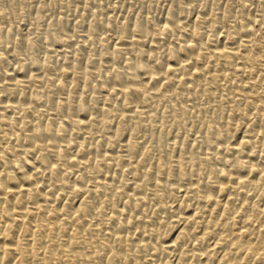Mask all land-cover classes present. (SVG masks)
Segmentation results:
<instances>
[{
    "label": "bare ground",
    "instance_id": "bare-ground-1",
    "mask_svg": "<svg viewBox=\"0 0 264 264\" xmlns=\"http://www.w3.org/2000/svg\"><path fill=\"white\" fill-rule=\"evenodd\" d=\"M174 12L166 13L160 24L138 20L129 29L124 25L112 47L98 38L97 29L88 30L82 48L90 45L96 54L88 60H66L70 70L61 75L71 79L77 74L113 73L111 78L97 80L95 86L90 83L92 90L106 93L102 98L86 104V97L75 92L73 108L69 101L65 103V121L59 119L61 123L53 126L45 122L32 133H27L30 129L19 132L14 117L5 122L3 133L8 141L0 144V264H117L114 258L122 253L136 254L133 264L172 263L169 257L164 261L162 256L149 260L138 255L147 251L166 256L178 253L179 262L182 259L190 264H264V196L248 200L251 192L264 189V17L225 13L210 24L200 14L187 17ZM228 23L237 26L231 31L232 41L219 30ZM142 37H149V44L140 49L137 46ZM125 39L129 41L124 43ZM35 47L32 41L23 49L18 40L5 47L12 55L7 60L4 55L6 61L0 64V77L7 79H0V90L23 93L39 75L50 74L42 64L36 74L25 59L18 66L20 73H16V65L21 63L19 55L24 51L30 58ZM162 47L166 54L159 51ZM233 73L241 74L245 81L221 86L217 91L238 99L230 109L233 116L240 112L242 100L248 108L260 112L259 120H249L252 131L246 137L249 145L260 150L244 151L241 144L228 141L231 131L244 123L229 118L224 121L223 110L215 117L224 121L219 128L213 127L212 116L204 118V142L198 140L197 116L189 124L155 123V130H170L176 138H182L186 150L181 146L182 151H177V142L165 143L160 138L147 147L138 139L135 128L126 140L119 139L126 122L152 119L149 108L154 102L159 105L165 100H182L187 92L215 99L218 93L210 91L209 85H217ZM195 78L206 81L194 86ZM173 85H182L181 91L174 90ZM257 86H261V92L255 91ZM12 98L0 95V119L10 110L21 109ZM100 101L102 107L98 109ZM197 103L169 112L164 108L160 115L183 118L194 112ZM97 111L104 120L95 128ZM110 117H117L118 125L112 136L102 140L104 134L108 135ZM67 128L76 129L77 135L67 134ZM21 135L29 140L28 145L10 143ZM220 138L222 141H218ZM122 167L125 173L120 174ZM181 170L189 173V183L183 177L177 180L176 172ZM64 186H70V190ZM233 190L237 193L231 194ZM167 192L173 196L171 201L163 200ZM155 198L162 210L159 218L144 207ZM193 198L195 205H183ZM117 203L124 207L106 212L108 206ZM170 227L177 229V235L164 243L162 230Z\"/></svg>",
    "mask_w": 264,
    "mask_h": 264
},
{
    "label": "rangeland",
    "instance_id": "rangeland-1",
    "mask_svg": "<svg viewBox=\"0 0 264 264\" xmlns=\"http://www.w3.org/2000/svg\"><path fill=\"white\" fill-rule=\"evenodd\" d=\"M178 6L180 9L182 8L181 9L182 12L181 10H179ZM172 9L175 11L174 13H176L177 15H181V16L193 17V16L200 14L204 16L205 18H207L210 24H213L212 20L214 18L222 14H225V13H231V14L236 13L237 14V12L238 13L241 12L244 14H252L253 16L264 17V0H0V32H1L0 39H2L1 40L2 44H0V54L2 55V56L0 55V64L4 63L7 60V58H10V56L12 55V52L10 50H5V47H8L11 44H14V42L18 40V45L20 47H22L23 49L29 48V43L33 41V44H35L36 46L33 55L30 58L29 57L27 58V55L24 51L21 53V55H19V58L21 59L20 60L21 63L20 62L17 63L16 73H20V67L22 66L23 59L26 60L30 69H32L35 72L38 68H41L42 65L47 68V71L50 70L49 71L50 74L46 72L47 74L45 75L43 73L39 75L37 77L36 82H34L33 85L31 86L26 85L27 87L24 88V90H22L24 91L23 92L24 94L23 93H15V94L13 93L12 94V92L7 88L0 90V95H7L9 99L10 97L11 98L13 97L12 98L13 101L20 103V107H21V109H15V110H10L6 112V114H4L3 117L0 119V122H1L0 144L2 145L8 141L7 136L5 137L3 133V129L5 128V122L7 120L12 119L13 117L16 118V121H17L16 127L19 132H24L23 129H30L29 132L27 133H30V132L32 133L33 130L34 131L38 130L37 126H41L45 122H48L50 123V125L53 126L57 121L58 122L65 121L67 119V111H66L65 103L69 101L73 108L74 103L72 102V100H73L74 95L77 94L75 92H78V94L80 93L82 96H84L83 97L84 99L86 97V100H84L86 104H88V102L90 103V101L95 98H102L104 95H106V93L103 90H100V89L92 90L90 86L92 85L95 86L97 84V80L99 81L102 79L113 77V73L111 72H102V73L98 72V74L95 73L96 75L89 74L88 76H81L77 74V75L72 76L71 79L70 78L65 79L63 75H61L64 71L70 70L69 65H67V61L69 59L78 60V59L84 58L85 60H88V59H91L96 54V52H93V50L95 51V48L94 47L92 48L90 45L86 46V48H82L83 43H85L88 39V30L90 28L97 29L96 32H97V35L99 36L98 38L100 37L104 38L106 44L109 47H112L119 41L117 37V33L121 29L124 28V25L126 29H129V26H131L134 22H138V20H139V23L144 22L143 24H146V22L147 23L154 22V23L160 24L164 22L167 16L166 13L172 12L173 11ZM107 26H109V29H110L108 31L106 30ZM235 28L237 29V26H235V24L228 23L220 27L219 30L226 34L227 41H232L231 31ZM54 31H56L57 34ZM5 33H6L5 37L2 38V35ZM126 40L127 39L124 40V43H127V41H129V40L127 41ZM148 41H149V37H142L141 39L138 40L137 48L143 49L147 47L149 44ZM7 44L8 46H6ZM159 51L161 53L164 52V54H166V51L163 47ZM134 54L136 53L134 52L132 55ZM4 55L6 56V60H4L5 59ZM128 57H131V55H128ZM34 63H37V64H34ZM18 66H20L19 69H18ZM63 66H66V67H63ZM92 66L91 64H89V67L91 68V70H92ZM62 68H65V69H62ZM36 74L38 73L36 72ZM224 74H227V72H224ZM47 75L49 77H47ZM241 76H242L241 74H235V73H233L232 75L230 74L228 76L226 75L218 81L217 85L216 84L209 85V89L211 88L210 91L212 90L214 91V89L215 91H217L219 90V87L221 86H225V85H228L234 82H236L234 84H237L240 82V80L245 81L242 78H240ZM42 78H46V80H42ZM0 79L3 81H7L6 77H0ZM205 81L206 80H204V78H195L193 80L194 84L192 83V85L196 86L197 84H201V83L204 84ZM87 84H89V86ZM58 85H59V88H58ZM181 87L182 85L172 86L174 90H180L182 89ZM210 91H207V92H210ZM255 91L261 92L262 91L261 86L259 87L257 86L255 88ZM35 92L37 93V95H34ZM217 93H216L217 97L215 99H210L208 97V94H205V95L199 94L200 95V98H199V95H196L192 92L188 94L187 92L184 95L182 100L180 99L178 100L173 99L170 101L165 100V102L162 101L160 102V104L158 103L160 106L156 104L157 102L156 103L154 102L153 106L149 108V110L152 112V116H153L152 119L146 120L145 123H141L140 119H136L130 124L126 122L125 126L126 127L128 126L127 130L129 131L125 132L127 130H126V127H124L123 125L124 130L122 134L120 135L119 139L126 140L128 135H130L133 129L135 128L136 133H138L137 136H139L138 139L142 142H145V146L147 147L148 146L150 147L154 145L155 143H157L158 139L160 138L159 140L161 141L163 140L165 143L166 142L167 143L177 142V145H178L177 151H182L183 147H184L183 149L186 150L187 145H185L186 142H183L182 144V138H176L175 133H173L170 130H166V131L165 130L159 131L157 129L155 130L154 127L155 126L156 128L158 127L157 125H155V123L160 124V125L164 124V122H165L164 125H167L169 122H170L169 124H175V123L189 124L192 117L197 116L198 118L197 117L196 118L198 119V121L201 122V123L197 122L196 131H197L198 140L199 141L201 140L204 142L207 136L203 134L205 132L204 131L205 126L202 124L204 123V118H206L207 115H209L208 117L212 116V119H214L213 127L215 128L216 127L219 128V126L221 125V122H224L229 119L234 122L238 121L239 124H241V122L244 123V125L243 126L241 125L240 128L238 127L234 129L235 131L232 130L231 131L232 133L230 132L231 134H229L230 136L228 138V141L241 144L242 149L243 150L246 149L244 151L257 150V148L258 150H260L259 146H256L257 147L256 148L252 145H249L247 142V138H246L248 136L247 134L252 131L251 129L252 127L250 126L249 120L253 117H256V119L259 120L260 112L255 109L252 110L251 108H248V106L242 100L240 104V112L238 113V115L233 116L232 113L230 112L231 111L230 109L233 108V106L237 103L238 99L234 95H229L226 97L225 95L221 96L220 91H217ZM30 94H33V95L31 96ZM111 97L117 100L121 99L120 98L121 96H117V98L116 96H111ZM63 99H64V103L62 104ZM195 99H197L196 100L197 102L199 100L200 101L197 103ZM50 102L52 103L49 105L50 106L49 107L46 104H49ZM192 102L197 103V105L199 106L196 107L195 110H193L194 111L193 113L192 111H190V114L189 113L187 114L188 117L186 115L183 118L181 117V118L173 119V118L163 117L162 115H160L164 108L167 111L169 109H170L169 111H171L172 110L171 108L182 107ZM98 105H99L98 109H100L102 107V102L100 101ZM59 107H62V108H59ZM241 108L243 109V112ZM220 110H223V112L225 111L222 115V119L224 121H222V119L215 118L216 114ZM255 111L258 113V115L257 113H255ZM99 114L100 113L98 112V117H97L98 120L94 122L95 128L101 127L100 125H103V120H104V118H102L103 115L101 114L99 115ZM78 118H80L81 120H84V117L82 116L80 117L78 116ZM110 118L112 119L113 117H110ZM200 118H202L203 120ZM117 119H118L117 117H114V119L112 120H108L107 118V121L109 124V128L107 131L108 135L104 134V136L106 137L104 138V136H102V140L103 139L105 140L108 137L113 135L112 134L113 129L114 127H116V125H118L119 120ZM172 119H173V122H172ZM215 120H216V124H215ZM152 127L153 129L151 130ZM52 129L56 130V127H53ZM75 131L77 132L76 129H74L73 131L72 129H68V128L65 129V132L69 135H71L73 132L75 133V135H77ZM242 138L243 139L246 138V139L242 141L243 140ZM218 141H222V138H220ZM10 143L13 145L26 146L30 142L27 138L21 135V137L18 139H12ZM153 161H155V158ZM125 169L126 168L122 167L121 169L118 170V172L120 171V174H123ZM144 171H146V169ZM178 172L179 171L176 172V176H177L176 178L178 181L181 177H183L185 178L186 182L188 183L190 182L191 177L188 175L189 174L188 172H185L184 170H181L179 172L180 174ZM64 189L70 190V186H64ZM233 191H231L230 193L231 194L237 193L236 190H235L236 192L235 191L233 192ZM250 194L252 195L250 196ZM250 194L248 196L249 197L248 200L255 201L257 200L258 196L260 195L264 196V189L256 190L254 192H251ZM163 198H164L163 200L165 201H171L173 196L171 197V195L167 192L166 194H164ZM99 199L100 201L102 200V198H99ZM182 203L183 205H185L184 203H186V205L192 206L196 204V199L195 198L191 199L190 203L187 201H183ZM123 205H124L123 203H120V204L117 203V204L110 205L107 207L106 212L108 213L114 212V210L124 207ZM126 207L133 209L132 205L130 206L127 205ZM144 207L149 209L150 213L151 212L154 213L153 215L156 218H159L162 215V210L160 209V203L156 198L154 199V203L152 202L150 204H147ZM146 221L148 223L150 222L149 219H147ZM174 229L175 228L170 227V228H166L162 230V236L164 237V243H167V242L169 243L172 241V239L176 237L177 229L175 230ZM157 253L158 252L156 251H147V252H144L143 254H138V255L139 256L143 255L146 259L149 258V260H153V259L156 260L158 259V257L162 256L161 258L164 261L167 257H169L170 262H172L171 264L173 263L182 264L183 262L184 264H190L189 261L187 260L182 261V259H181L182 263H180L181 262V261L179 262L180 254L178 253L171 254L170 256H166L167 254L160 255L159 253L158 254ZM163 255L165 256L163 257ZM115 258H114V261L117 264H124V263L131 264L133 260L136 259V254L131 253L129 256L128 255L126 256V254L122 253Z\"/></svg>",
    "mask_w": 264,
    "mask_h": 264
}]
</instances>
